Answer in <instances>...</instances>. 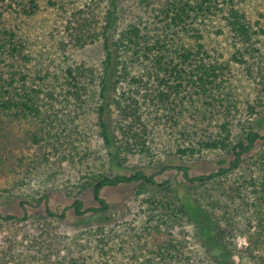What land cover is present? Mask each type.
I'll list each match as a JSON object with an SVG mask.
<instances>
[{
  "label": "rangeland",
  "instance_id": "1",
  "mask_svg": "<svg viewBox=\"0 0 264 264\" xmlns=\"http://www.w3.org/2000/svg\"><path fill=\"white\" fill-rule=\"evenodd\" d=\"M22 1L27 4L0 0L3 24L16 31L29 56L25 80L55 88L46 122L67 127L56 138L49 137L40 119L8 114L0 123V213L15 216L0 217V264H264V138L243 155L238 167L204 182L186 180L179 169L186 167L192 177L227 167L231 146L247 131L264 135V33L243 40L226 21L232 4L252 30H264V0H214L210 12L187 21L185 28L192 31L186 32L170 26L165 10L172 0H119L117 32L136 25L149 44L160 38L171 44L168 52L176 46L195 49L200 42L201 54L183 68L190 70L199 58L216 78L204 93L187 88L182 104L171 110L155 98L170 79L158 83L156 74H150L136 88L128 79L115 77L117 99L123 95L139 100L146 137L143 151L136 147L121 155L125 161L119 170L142 168L155 182L104 187L100 195L109 209L94 217H76L71 203L79 198L84 208L98 206L92 180L112 168L99 135L97 96L91 94L78 106L65 100L61 89L69 65L84 64L96 75L100 72L102 40L75 44L71 28H66L94 4L37 0L31 13L8 9L9 4L20 8ZM105 4L101 1L95 8L98 23ZM95 79L90 90L97 87ZM109 123L118 146L123 137L115 108ZM212 141H223L225 147L207 148L205 143ZM164 166L174 167L160 171ZM187 198L200 207L198 219L206 232L181 211ZM46 208L64 210L66 216L50 217Z\"/></svg>",
  "mask_w": 264,
  "mask_h": 264
},
{
  "label": "trees",
  "instance_id": "2",
  "mask_svg": "<svg viewBox=\"0 0 264 264\" xmlns=\"http://www.w3.org/2000/svg\"><path fill=\"white\" fill-rule=\"evenodd\" d=\"M101 1L104 0H92L93 7L92 5L88 6L87 12L82 11L81 16L66 25L67 29L71 28L72 30L69 31L70 37L75 44L83 45L97 39L102 40L104 58L98 75L95 74L93 68L84 64L69 65L64 69V83L61 84V89L65 100L71 99L78 106H82L91 94L97 96L98 103L95 109L99 135L107 148V155L112 167L110 173L100 174L92 180V196L98 206L84 208L83 201L79 198L74 199L71 203L76 217H82L86 213L94 217L109 209V203L100 195L104 187L133 182L145 184L155 182L154 175L147 173L142 168L125 167L126 171L119 170L125 161L121 155L136 147L139 151H143L146 147V137L139 100H136L135 97L124 98L123 95L122 98L117 99L114 96L118 83L115 77L128 79L130 87H133L143 77L150 79V74L154 76L156 74L158 83L167 81L165 78L170 79V85L162 84L163 88L157 91L155 98L159 105L171 106V110L174 106L182 104L181 95H183V91L188 90L187 88L193 89L195 94L204 93L210 89L209 85L216 78L213 71L201 64L202 60L199 58L197 60L194 58L196 64L190 70L183 68L184 65H187L188 60L201 54L202 43L197 42L195 49L176 46L173 48L174 50L168 52L169 44L165 39H157L151 45L143 38L140 28L136 25H128L126 29L117 32L115 14L118 11L119 0H105L103 19L98 23L94 11ZM227 1L232 2V0ZM213 2L214 0H172L170 6L165 10L170 26L183 28L184 32L192 31V29L185 28L188 24L187 21L210 12L214 6ZM22 3L20 8L16 7L18 6L16 4L14 7L9 4L8 9L13 8V11L19 13H31L37 8V0H27V4L23 1ZM226 21L231 30L243 40H249L253 34L264 33L261 28L252 30L244 14L234 8L232 4H229L227 8ZM4 22V12H0V123L8 114L18 118L40 119L41 122H45L43 124L49 137H54L57 134L56 138H58L61 136L58 133L59 130H65L67 126L60 122L55 127L46 122L51 116L50 109L54 103L52 100L55 88L52 87V84L47 86H42L41 83L32 85L25 80L26 74L23 69L25 63L29 61V56L24 50V44L17 37L16 31L3 24ZM194 33L195 38H200L197 32ZM168 47H171V44ZM187 67L189 68V65ZM96 77L98 79L97 87L90 90V85L94 83ZM47 81L51 83L52 80L48 79ZM135 87L138 88L137 85ZM178 95L179 100H177ZM112 108L118 110L120 137H123V143L121 142L118 146L114 144L115 135L109 126V115ZM61 124L63 125L61 126ZM54 127L56 129L53 130ZM260 138H264V135L258 131L253 129L247 131L241 140L231 146L229 154L232 155V158L227 167L221 166L216 171L192 177L188 175L186 167L179 169L183 170V177L186 180L204 182L238 167L243 160V155L249 152ZM33 141H38L36 136L33 137ZM205 146L216 149L224 148L225 144L223 141H212L206 142ZM180 209L189 219L197 221L202 231L206 232L205 224L198 219L200 207L196 203L187 198L182 202ZM46 214L57 218L66 216L64 210L56 213L49 208H46ZM0 217L12 219L15 216L0 213ZM166 248L168 249L169 246L166 245Z\"/></svg>",
  "mask_w": 264,
  "mask_h": 264
},
{
  "label": "water",
  "instance_id": "3",
  "mask_svg": "<svg viewBox=\"0 0 264 264\" xmlns=\"http://www.w3.org/2000/svg\"><path fill=\"white\" fill-rule=\"evenodd\" d=\"M168 167H174V166H164L160 171H163L165 168H168Z\"/></svg>",
  "mask_w": 264,
  "mask_h": 264
}]
</instances>
